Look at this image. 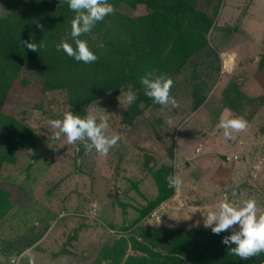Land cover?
<instances>
[{
  "label": "rangeland",
  "instance_id": "rangeland-1",
  "mask_svg": "<svg viewBox=\"0 0 264 264\" xmlns=\"http://www.w3.org/2000/svg\"><path fill=\"white\" fill-rule=\"evenodd\" d=\"M112 6L133 19L147 13L132 0ZM196 7L213 23L199 41L200 55L170 77L175 106L142 103L128 122V104L119 101L126 91L89 109L107 118L106 135L118 137L106 154L85 150L81 141L67 144L63 134L51 139L56 130L48 122L70 111L64 91H44L32 72L13 82L2 111L33 144L0 159V193L10 202L0 219V264H98L129 235L126 228L210 229L202 212L221 201L252 198L264 214V0H197ZM9 13L0 0V17ZM222 115L247 126L225 137L217 129ZM5 146L0 136V151ZM156 172L182 183L138 221L140 208L158 195Z\"/></svg>",
  "mask_w": 264,
  "mask_h": 264
},
{
  "label": "trees",
  "instance_id": "trees-1",
  "mask_svg": "<svg viewBox=\"0 0 264 264\" xmlns=\"http://www.w3.org/2000/svg\"><path fill=\"white\" fill-rule=\"evenodd\" d=\"M4 1L10 13L0 17V136L6 145L0 151L2 161L18 147L33 144L28 130L2 111L18 77L32 72L41 78L44 91H64L70 111L80 116L108 94L118 96L135 90L137 99L128 104L126 115L132 122L140 105L152 100L144 95L140 77L146 73L174 77L194 54L200 55L199 41L213 23L212 14L196 7L197 0H132L146 6L143 17L110 13L90 32L81 34L79 38L86 40L98 57L85 64L56 47L61 40L71 42L75 13L66 0ZM123 1L130 0H108L112 5ZM26 40L44 46L33 51L21 43ZM155 175L158 195L140 208L138 221L173 193L168 179L161 180L157 172ZM9 206L6 195L0 193V219ZM126 230L129 235L122 234L109 249L112 255H105V261L98 264H264V252L241 259L222 244L221 238L230 231L214 234L211 229L146 225ZM130 248L137 253H129Z\"/></svg>",
  "mask_w": 264,
  "mask_h": 264
},
{
  "label": "clouds",
  "instance_id": "clouds-1",
  "mask_svg": "<svg viewBox=\"0 0 264 264\" xmlns=\"http://www.w3.org/2000/svg\"><path fill=\"white\" fill-rule=\"evenodd\" d=\"M62 2V0H61ZM68 8L75 15L71 21L70 37L71 42L61 40L57 50L72 57L76 61L85 64L98 59L96 53L89 47L86 40L80 39L81 34L88 33L94 25L104 19L113 11V6L108 0H66ZM24 47L36 51L43 47V43L22 41ZM74 44V47H73ZM144 95L150 97L155 104L162 106H175L176 100L170 95L172 80L164 74L152 76L146 73L140 77ZM137 99V91L129 89L120 104H131ZM51 139H59L61 135L66 138L67 144L75 141L84 142V149L95 151L99 154H106L111 146L116 144L118 137L108 136L105 130L109 127L107 118L103 114L89 112L84 116L74 114L71 111L65 112L62 118L52 119L49 122ZM247 122L242 118H228L221 116L217 123V129L222 131L225 137L231 136V130H243ZM171 187L179 189L182 183L181 177L172 175L168 178ZM257 202L249 198L236 205L230 201H221L216 208L205 212L203 210V226L210 228L214 234H220L231 229L228 235L221 238V243L229 246L228 249L241 259L264 252V214H257Z\"/></svg>",
  "mask_w": 264,
  "mask_h": 264
},
{
  "label": "crops",
  "instance_id": "crops-1",
  "mask_svg": "<svg viewBox=\"0 0 264 264\" xmlns=\"http://www.w3.org/2000/svg\"><path fill=\"white\" fill-rule=\"evenodd\" d=\"M218 155H219V157L222 158L225 162H229V161H231V157H230L229 155H227V154H224V153H218ZM223 155H224V156H227L228 159L223 158V157H222Z\"/></svg>",
  "mask_w": 264,
  "mask_h": 264
},
{
  "label": "built area",
  "instance_id": "built-area-1",
  "mask_svg": "<svg viewBox=\"0 0 264 264\" xmlns=\"http://www.w3.org/2000/svg\"><path fill=\"white\" fill-rule=\"evenodd\" d=\"M198 149H200V148H198ZM11 263H12V264H16V260L12 259V260H11Z\"/></svg>",
  "mask_w": 264,
  "mask_h": 264
},
{
  "label": "water",
  "instance_id": "water-1",
  "mask_svg": "<svg viewBox=\"0 0 264 264\" xmlns=\"http://www.w3.org/2000/svg\"><path fill=\"white\" fill-rule=\"evenodd\" d=\"M222 157H223V158H225V159H228V157H227V156H224V155H223Z\"/></svg>",
  "mask_w": 264,
  "mask_h": 264
}]
</instances>
